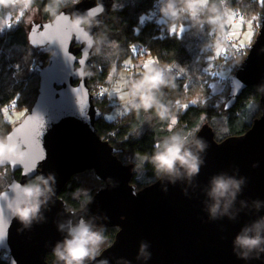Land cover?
Here are the masks:
<instances>
[{
  "label": "water",
  "instance_id": "95a60500",
  "mask_svg": "<svg viewBox=\"0 0 264 264\" xmlns=\"http://www.w3.org/2000/svg\"><path fill=\"white\" fill-rule=\"evenodd\" d=\"M98 5L102 7L95 17L98 24L73 28L76 17ZM113 6L114 0H80L28 31L29 44L50 58L40 67L34 105L6 137L18 145L23 160L0 165L10 167L13 174L21 171L20 178L13 176L0 192V230L5 232L0 254L9 253L10 264H55L48 262V254L66 237L68 222L76 224L83 218L97 228L119 229L113 243L91 264L103 260L108 264H264V252L244 259L234 246L238 234L264 218V16L243 64L232 77L225 104L226 110L231 109L246 89L257 87L261 117L245 134L221 142L205 123L195 136L207 145L200 153L204 163L199 174L191 179L181 175L174 182L164 176L138 190L132 184L134 166L118 157L122 149L98 134L96 123L103 111L88 84L96 32ZM81 97L87 101L83 108ZM86 171H94L105 186L83 208L68 209L61 192L76 174ZM49 174L55 176V195L42 205L43 218L24 227L8 203L20 184ZM220 175L244 183L227 211L222 202L213 217L208 192L212 179ZM60 224L65 225L64 231ZM141 243L147 245V259L139 256Z\"/></svg>",
  "mask_w": 264,
  "mask_h": 264
},
{
  "label": "trees",
  "instance_id": "16d2710c",
  "mask_svg": "<svg viewBox=\"0 0 264 264\" xmlns=\"http://www.w3.org/2000/svg\"><path fill=\"white\" fill-rule=\"evenodd\" d=\"M29 2L37 9L42 21H49L76 0ZM162 3L163 0H114L110 15L97 29V45L87 70L94 101L103 111V117L96 123L98 134L112 146L122 149L118 157L124 164L134 166L132 184L138 190L160 179L146 157H151L166 138L180 135L191 141L208 123L216 140L221 142L245 134L262 115L259 109L261 92L257 87L246 89L237 103L226 110L231 85L226 83L221 93L213 92L210 85L212 75L207 66L210 54L217 47L216 32L224 30L222 22L226 14L232 9H239L253 20L254 25H259L264 16V0H207L198 23H194L187 13L179 11V4L178 17L162 16ZM19 8L15 2L6 3L0 11V139H6L14 123L22 120L34 105L40 67L47 64L50 58V54L38 51L29 44L28 31L31 27L27 21L28 12L21 14ZM9 13L12 14L11 24L7 22ZM153 15L155 18L151 19ZM173 27L177 28V32L180 27L184 30L171 32ZM255 33L257 35L256 30ZM140 47H144L146 53L139 52ZM143 54L151 55L157 61L156 68L163 69L165 75L171 77V85L161 88L157 94L163 108L134 107L133 101L121 112L123 115L119 113L108 119L106 115L113 110V101L118 98L111 92L123 79L120 73L124 70L125 61L143 57ZM150 79L155 83L158 76H151ZM100 88L104 89L102 94H98ZM106 90L107 93H104ZM142 100L143 97H140L135 101ZM5 108L7 114L3 111ZM20 112L25 114L17 119ZM8 114L14 116L15 122L9 120ZM174 119L177 121L175 124L172 123ZM20 175L21 171L13 174L10 167H0V192L8 187L13 176L20 178ZM104 186L94 171H86L76 174L60 197L67 202L68 209L79 210ZM104 229L106 243L101 251L113 243L119 230L117 227ZM47 259L49 263L55 262L52 253ZM0 264H10L5 252L0 254Z\"/></svg>",
  "mask_w": 264,
  "mask_h": 264
},
{
  "label": "clouds",
  "instance_id": "9594fccd",
  "mask_svg": "<svg viewBox=\"0 0 264 264\" xmlns=\"http://www.w3.org/2000/svg\"><path fill=\"white\" fill-rule=\"evenodd\" d=\"M178 4L180 5L179 11L187 13L194 23L199 22L198 17L207 6L205 0H163L160 7L162 16L178 17ZM101 11L102 7L98 5L86 15L76 17L72 22L73 28L78 29L81 26L90 28L94 24H98L95 17ZM145 75L146 77L158 76V80L153 83L142 78L132 85L130 95L134 98L143 97L140 102L134 100L133 106L162 109L163 106L159 103L157 94L161 88L171 85V77L166 76L164 70L160 68H155ZM206 147L207 145L202 139L193 137L191 141H188L180 135H172L162 141L154 154L146 159L153 165L159 178L167 176L174 182L175 178L183 175L191 179L200 172V167L204 163L200 153ZM13 159L22 161V151L17 144L11 143L7 139H0V165ZM243 183V179L238 180L224 175L212 179L208 195L213 201L209 208L213 217L220 212L222 202L224 211H227ZM54 184L55 176L53 174H49L47 177L37 175L31 181L20 184L8 203V208L14 218L18 219L24 227H30L33 221L41 220L43 218L41 215L42 205H45L48 199L55 195ZM68 225L66 237L62 242H58L52 250L55 264H91L101 254L102 246L106 243L105 229L97 228L83 218L76 224L69 221ZM59 229L64 231L65 225L60 224ZM234 246L240 250L238 254L244 259H247L252 253L264 252V218L238 234L234 240ZM146 248L147 245L141 243L139 256L145 259L149 257ZM100 264H108V262L103 260ZM118 264H128V262L123 261Z\"/></svg>",
  "mask_w": 264,
  "mask_h": 264
},
{
  "label": "rangeland",
  "instance_id": "374dc122",
  "mask_svg": "<svg viewBox=\"0 0 264 264\" xmlns=\"http://www.w3.org/2000/svg\"><path fill=\"white\" fill-rule=\"evenodd\" d=\"M17 6H19L21 14H25V11L28 12L27 14V21L30 27L33 25L42 22V19L39 16V13L36 8H33L29 2V0H0V11L4 4L6 3H13ZM235 15L232 13H229V16L225 18L222 22V27L224 30H217V35L215 38V43L217 47L213 49L214 53H211L209 56V64L207 66V70L212 75V80L210 82L211 89L215 93H221L226 83L231 85L230 78H232L236 73L232 71V67L229 63H225L224 60L221 59V55L217 56L216 50L220 48L218 46L217 39L220 37L223 33H228L227 36L231 37L235 41L238 40L243 46L246 48L247 52L249 49V46L252 45V41L255 40V30L258 31L261 29V24L254 25L253 20L246 17L245 20H239L237 19ZM236 20V21H235ZM263 20V19H262ZM12 14L9 13L7 15V22L11 24L12 22ZM262 22V21H261ZM249 25H251L249 27ZM8 26V25H7ZM184 28H181V32H183ZM226 31V32H225ZM249 32L251 33V36L249 37ZM257 36V35H256ZM140 58V60H138ZM149 59L155 60L151 55L149 54H143V57L139 56L135 60H131V64L125 65L124 70L120 73V75L123 77L122 80H119V82L113 87V92H111L113 95H117V97L121 94L119 92H116L115 90L117 87L124 90L123 94L125 96L124 100H119V97L113 101L114 108L113 110L106 115L108 119H112L119 115L124 109L128 108L129 104L132 103L134 100H137L140 97H132L130 95V92L132 90V85L135 84L137 81L141 80L142 78L147 79L151 81L150 77H146V73L150 72L151 70L156 68V65H152L151 67L146 66L145 68L142 67L143 63L146 62ZM128 67V69H126ZM129 68H132L130 70ZM28 113V112H27ZM26 113V114H27ZM25 114V115H26ZM24 115V116H25ZM23 116V117H24ZM22 117V118H23ZM8 118L11 121H14V116L8 114ZM21 120V119H20ZM18 120V121H20ZM18 123V122H17ZM17 123H14L17 124Z\"/></svg>",
  "mask_w": 264,
  "mask_h": 264
},
{
  "label": "built area",
  "instance_id": "2783aa9c",
  "mask_svg": "<svg viewBox=\"0 0 264 264\" xmlns=\"http://www.w3.org/2000/svg\"><path fill=\"white\" fill-rule=\"evenodd\" d=\"M239 13V15H236L235 13ZM229 13H232L237 17L239 20H245L246 15L241 12L239 9H232L227 14L226 17L229 15ZM155 16L153 15L151 19H154ZM236 19V20H237ZM235 20V21H236ZM226 32V31H225ZM228 33H223L220 37H218L217 42L220 49H225L226 52L222 54L221 59L225 61V63H229L231 67L233 68V72H237L241 65L243 64L248 52L246 48L241 44L238 40H234L231 37L227 36ZM139 52L146 53L144 47L139 48ZM232 78H230L231 82ZM104 91L103 88H100L98 91V94H101ZM97 96V94H96ZM6 257L10 259L9 253L5 252Z\"/></svg>",
  "mask_w": 264,
  "mask_h": 264
},
{
  "label": "snow or ice",
  "instance_id": "6c2138e0",
  "mask_svg": "<svg viewBox=\"0 0 264 264\" xmlns=\"http://www.w3.org/2000/svg\"><path fill=\"white\" fill-rule=\"evenodd\" d=\"M76 2H77V0H76ZM21 13H22V12H21ZM235 14H236V15H239L238 12L235 13ZM254 19H255V18H254ZM250 26H251V25H249V27H250ZM170 31H171V32L179 33V32L181 31V27H180L179 32H177V28H176V27L171 28ZM250 36H251V33L249 32V37H250ZM132 50H134V49H131V51H132ZM225 52H226L225 49H220V48H218V49L216 50V54H217V56H219V55H221V54H223V53H225ZM131 62H132L131 59L126 60V61H125V65H129V64H131ZM156 63H157L156 60L149 59V60H147L146 62L143 63L142 67H144V68H145L146 66L151 67L152 65H154V64H156ZM169 70H170V68H169ZM181 71H183V70L181 69ZM178 75H179V73H178ZM115 91L121 93V94L118 96V97H119V100H124V99H125V96H124V94H123V92H124L123 89L117 87V89H116ZM104 93H107V90H106ZM101 94H102V93H101ZM79 102H80V105H81L82 108H83V107L86 105V103H87V101L85 100L84 97H81ZM12 103L15 105V104H16V101L13 99ZM193 103H195V101H193ZM187 106H188V105H184V107H187ZM3 111H4L5 114H7V109H6V108H5ZM24 114H25L24 112H20V113L17 114V117H16V118L19 119L20 116H22V115H24ZM121 115H123V113H121ZM37 119H38V118H37ZM172 123L175 124V123H177V121L174 119V120L172 121ZM4 236H5V232H4L3 230H0V239H3Z\"/></svg>",
  "mask_w": 264,
  "mask_h": 264
},
{
  "label": "crops",
  "instance_id": "0c3cea01",
  "mask_svg": "<svg viewBox=\"0 0 264 264\" xmlns=\"http://www.w3.org/2000/svg\"><path fill=\"white\" fill-rule=\"evenodd\" d=\"M206 1H207V0H205V2H206ZM228 16H229V15H228ZM228 16H227V17H228ZM227 17H226V18H227ZM224 29H225V28H224Z\"/></svg>",
  "mask_w": 264,
  "mask_h": 264
}]
</instances>
